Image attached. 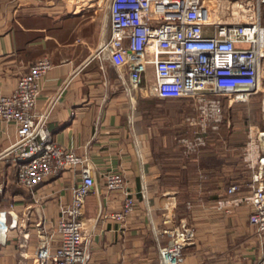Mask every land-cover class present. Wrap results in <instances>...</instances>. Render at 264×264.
<instances>
[{"label":"crops","instance_id":"1","mask_svg":"<svg viewBox=\"0 0 264 264\" xmlns=\"http://www.w3.org/2000/svg\"><path fill=\"white\" fill-rule=\"evenodd\" d=\"M261 22L264 26V7ZM108 32L107 0H0L1 91L11 93L35 62L48 58L52 68L40 81L36 110L50 109L47 126L55 143L87 156L93 166L94 187L81 216L89 238L88 264H160L159 249L183 227L194 233L193 242L182 249L183 264L254 263L260 254L255 228L248 222L250 208L225 214L213 207L231 184L247 193L250 172L241 156L237 159L236 148L226 153L208 146L196 157H184L201 161L212 187L199 190L197 201L180 205V190L162 185L150 136L171 131L179 111H166L171 102L158 106V98L125 89L111 62L97 53ZM156 107L163 113L150 120L146 114ZM246 112L256 131L264 132V82L250 95ZM151 121L164 124L148 125ZM15 141V126L0 120V217L9 227L0 239V264H37L40 237L57 246L55 222L71 204V190L81 178L77 170L67 169L32 191L18 186L15 161L6 154ZM110 171L121 176L135 198L134 210L123 220L112 217L121 211L125 196L106 188Z\"/></svg>","mask_w":264,"mask_h":264},{"label":"built area","instance_id":"2","mask_svg":"<svg viewBox=\"0 0 264 264\" xmlns=\"http://www.w3.org/2000/svg\"><path fill=\"white\" fill-rule=\"evenodd\" d=\"M228 5L243 6V19L229 21L225 14ZM262 7L264 0H107L109 32L97 53L111 62L127 91L192 104L196 129L193 137H181L178 142L183 156L193 158L205 145L207 134L217 129L223 99L229 103L248 101L264 82ZM51 68L50 60L44 57L19 79L11 93L0 89V120L16 128V141L6 154L15 161L17 185L30 191L67 169L79 172L81 182L71 190V204L62 208L55 222L57 246L52 248L51 239L41 236L34 259L37 264H88L89 238L81 216L85 198L94 187L93 166L87 156L55 143L47 126L50 109L36 110L40 81ZM261 136L264 132L251 129L243 154L250 171L247 193L240 194L241 185L231 184L213 206L225 214L242 206L250 208L248 222L255 228L261 247L258 260L252 264H264ZM105 186L109 191L123 192L122 209L112 214L114 219L123 220L134 210V196L125 190L118 173L108 172ZM8 231L0 217V239H5ZM193 240L192 229L176 231L174 240L159 249L160 264H183L182 249Z\"/></svg>","mask_w":264,"mask_h":264},{"label":"rangeland","instance_id":"3","mask_svg":"<svg viewBox=\"0 0 264 264\" xmlns=\"http://www.w3.org/2000/svg\"><path fill=\"white\" fill-rule=\"evenodd\" d=\"M227 7L228 9L225 12V14L226 16L229 15L230 19L227 18L229 21H232V19L236 21L238 19H241V20L243 19L241 17L243 15V10H244L243 6L239 7L238 5H228ZM220 13L223 14L224 11L222 12L221 10ZM165 102L166 101H162V100L158 101L157 105L163 106L166 104ZM167 102H171V101H167ZM247 102L248 101L229 103L227 99H223L222 119L217 129L214 132L207 134L206 136V138H209L211 140L209 143L214 145V147H218L219 150L224 149L226 153H228L227 151L230 150V148L231 149L236 148L235 149V152L237 153L236 157L237 159H240V156H241L242 162L246 168L247 166L245 165V162L243 160V154L245 152L246 144L249 141V134H250L251 129H254V131H256L257 129L256 125L253 124V121L250 119V115H247V112H246ZM185 104L186 105L182 110L175 108L173 105H171L169 108L168 106H164L166 111L168 110L170 111L173 109H175L176 111H179V115L177 114L178 116H176L173 119L172 124L165 122V125L167 127H171L170 124L174 126L173 128H171V131L174 132V134L178 136V141L181 137H188V138L193 137V133L196 129L197 114L195 113L193 106L192 104L189 103V101L186 102ZM143 110L146 111L147 109H142V112ZM161 113H163V110L161 111V108L156 107L154 113L146 114V116L150 115L151 117L150 120L159 119ZM154 116H156V118ZM149 124L158 126V125H163L164 123L159 122V121L157 122L151 121V122H148V125ZM178 145L180 147L179 142H178ZM205 146H206V140H205V145L203 147ZM252 232L253 230L249 232V235H251ZM253 234H255L254 236L256 237V233L254 232ZM258 245H259V254H260L261 247H260L259 242H258Z\"/></svg>","mask_w":264,"mask_h":264},{"label":"trees","instance_id":"4","mask_svg":"<svg viewBox=\"0 0 264 264\" xmlns=\"http://www.w3.org/2000/svg\"><path fill=\"white\" fill-rule=\"evenodd\" d=\"M152 104H157V102H152ZM150 136L155 161L161 171L162 185L168 189L180 190L178 196L180 205H184L186 201H197L199 190L205 191L212 187V184H209L210 181H207V177L204 178L205 172L202 171L201 161L184 158L178 145V136L174 132L156 130L152 131ZM210 141L209 138H206V146L201 149L200 153L207 150L208 146H214L209 143ZM224 196L225 194L221 197Z\"/></svg>","mask_w":264,"mask_h":264},{"label":"flooded vegetation","instance_id":"5","mask_svg":"<svg viewBox=\"0 0 264 264\" xmlns=\"http://www.w3.org/2000/svg\"><path fill=\"white\" fill-rule=\"evenodd\" d=\"M171 103L175 108L180 109V110H182L186 105L185 104L186 101L184 100H175V101H171Z\"/></svg>","mask_w":264,"mask_h":264},{"label":"bare ground","instance_id":"6","mask_svg":"<svg viewBox=\"0 0 264 264\" xmlns=\"http://www.w3.org/2000/svg\"><path fill=\"white\" fill-rule=\"evenodd\" d=\"M228 18H230V17H228Z\"/></svg>","mask_w":264,"mask_h":264}]
</instances>
